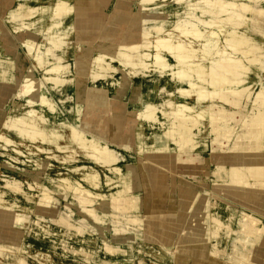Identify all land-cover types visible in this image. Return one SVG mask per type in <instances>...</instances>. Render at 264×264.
I'll list each match as a JSON object with an SVG mask.
<instances>
[{
    "label": "rangeland",
    "instance_id": "374dc122",
    "mask_svg": "<svg viewBox=\"0 0 264 264\" xmlns=\"http://www.w3.org/2000/svg\"><path fill=\"white\" fill-rule=\"evenodd\" d=\"M114 1L112 0L108 9V11L111 10L109 13L111 16H106L97 9L99 8L97 3L94 4L97 11L95 19H90L91 23H99L102 30H105L115 26L117 19L124 15L126 21L131 22L133 29L136 27V30L129 28L128 24H122L119 32L123 34L119 35L120 37L117 36L116 39L110 38L107 41L109 46H119L120 49L109 51V56L107 54L99 56L100 63L97 62L98 51H96L100 43L98 42L100 29L93 32L92 39L87 37V45L76 44V49L73 50V46L70 49L72 54L65 53L66 49L71 46L69 38L72 35L71 32L75 30V27H68V22L74 13L65 17V23H55L53 25L55 29L47 30L48 33L44 34L47 28L48 13L52 8L54 9L58 2H64L72 7L73 5L67 0H58L54 5L34 8L38 11V14L34 15V19L39 14L41 17L39 16L40 19L34 22L35 31L33 29L29 31L31 37L27 41L19 43L23 50H20L22 56H15L14 50L10 56H0V101L4 98L11 100L9 103L0 102V194H4L2 206H13L14 212H16L9 214L0 207V249L6 244L9 246L18 244L15 246L19 247V249H13L11 253H6L4 256L6 259L3 258L1 261L3 264H18L21 260H24L25 264L27 262L28 264H194L195 261V264H240L235 256L229 255L233 253L231 244L238 238L237 234L236 237L233 236L235 235L234 231L240 229V226L235 225L239 224L238 219L242 214L238 211L257 216L254 209L250 207L251 205L244 202L246 197H242L240 194L246 195L245 192L252 191L247 195L254 197L255 193L260 191L256 189L244 191L245 189L229 188L225 185L228 178H222L220 174L231 169L232 165L223 163V160H227V155L229 156V153L232 154V152L228 151V148L223 150L220 146L213 147L214 139L217 137H213L214 133L210 126L208 128L205 126V130L203 129L199 135L193 136L192 141L197 145L200 144L199 148L184 147L181 152L180 147L176 146L178 136L174 129V123L177 119L174 120L173 117L185 108L187 111L190 110L188 112H192L197 106L198 109H206L209 105L207 102L201 101L204 94L206 92L213 96L217 94L213 89L207 87L206 82L201 83L200 76L196 77L200 84L193 88L189 83L179 86L178 67L174 59H168L166 64L169 67L163 68L162 71L154 70L153 73H148L146 76H133L120 66L117 58L121 55L120 50L132 44L134 48H137V55L142 57V64L159 66L158 63L152 62L153 55L157 53L155 49L157 43L166 37H173L174 34H177L178 28L185 23L191 25L194 22L201 23V21L207 23L214 21V24L222 21L224 24H221L220 28H222L223 35L218 36V31H216L218 37L214 38L215 47L212 49L214 52L218 50V57L230 54V56L238 58L234 56L238 53H232V49L225 46V34L229 31V26L235 28L239 22L238 25L245 24L249 36L264 46V20L255 21L262 17L258 16L257 12L263 10L264 2H261L259 6H254V12L249 16L248 11L243 14L239 21L237 19L238 11L229 7V4H247L249 3L247 1L117 0L116 4L113 3ZM189 3L193 4L192 9L189 8ZM115 6L119 10L118 12H114ZM195 6L201 8L197 14L193 10ZM52 13L53 11L51 19ZM246 19L247 21H245ZM201 25L203 26V24ZM254 25L261 30L260 33L254 32ZM22 26L16 28L19 29ZM202 26L199 27L201 30H203ZM145 27H148L150 31L146 32ZM23 29L26 30V28ZM204 31L213 30L208 28ZM81 36L83 35L81 34ZM129 36H132V40L127 42L131 38ZM24 43L31 46L30 51L22 47ZM94 49L95 51H93ZM87 50H90V53L86 52ZM0 52H2V48H0ZM229 59L230 62L235 60L231 57ZM261 59L263 61L260 65L248 67L247 78L250 82L247 81L250 83L248 86L250 87L251 100L260 90L258 87L264 83V57ZM244 60L249 61L248 59ZM22 61L25 72L20 73L19 67ZM111 61L114 62L112 65L117 68L116 71L110 72L111 74L109 73V77L105 80L97 82L90 80L91 76L101 75L103 71L105 72L104 69L107 71L105 66ZM219 62L212 60L210 64L206 65V73L203 77L207 82L214 66ZM197 63L204 62L197 61ZM54 69H60L59 73L56 72L58 75L64 69L66 70V79L62 84L52 82L53 78L50 75L53 74ZM9 78L11 79L7 80ZM28 80L35 81L39 85L38 91H40L37 92L34 100L19 96L22 94L20 93L22 90H28ZM3 83L9 87H2ZM75 91L76 96L73 98ZM202 93L204 94L202 95ZM94 94L106 97L108 104L103 106H98L96 103L90 104V95ZM43 95L50 99V104L54 108L53 113L49 109L48 103L39 101ZM29 100L33 104H30L31 107L28 106ZM251 100L249 101L251 102ZM118 112L122 113L124 117L116 115ZM149 113L153 114L152 118L147 116ZM28 114L32 120L40 121L42 118L45 121L46 129L49 126H61L68 130H79L88 143H102L119 154L120 161L117 166L122 170L121 175H111V183L108 184L106 179H103L98 190H91L94 193L102 194L101 197L94 199L93 207L99 212V217L104 219L103 223L95 222L91 216L84 212L83 207L79 206L76 200V195L70 191H64L61 187L60 176L52 171L57 167V163L65 167L69 161L59 157L54 162L51 157L45 156L46 152H40L39 147L38 150L27 142L24 144L19 142L21 147H15L19 149H16L17 151L14 150V147L5 150L6 143L1 134L6 133L4 130H10V122L14 118ZM137 114L139 119H137ZM125 119L127 124L123 143L111 144L107 137L108 120H110L109 137L113 143L118 144L123 135ZM1 124L4 126L1 127ZM233 132L231 144L238 141L243 130L238 127ZM241 140L243 141L242 138ZM233 148L239 149V147ZM166 149H169L170 152L166 154L157 152ZM187 153H191V156ZM11 156L17 160L12 161L9 159ZM176 156L178 161L174 166L173 159ZM191 157L198 158L199 161L194 166L188 165V168H183L181 163ZM217 159L219 161H216L215 165L214 160ZM220 163L224 165L220 166ZM212 175L218 182L213 179ZM73 177L81 180L78 175ZM5 179L21 182L27 198L5 190L3 188ZM40 184L48 187L53 193L49 197H44L37 186ZM29 185L33 188H30ZM126 188L130 189V194ZM122 190L125 191L124 197L127 194H129L128 197L132 195L133 202L139 205L133 209V217L141 221L144 220V222L142 226L134 224L130 231L118 234L117 227L130 228L126 221L129 219V215L119 214L111 209V196L118 191L122 192ZM43 198L47 200L44 199L43 202ZM204 199H209L210 205ZM202 201L203 203L200 205ZM229 208H235L236 211L232 210L229 215L218 217L214 222L213 216L223 215V210ZM60 212L70 218L73 227L78 228H61L62 226L55 223V218L62 215ZM20 215L24 216L25 220L20 222ZM258 216L264 220L262 215ZM193 220L200 224L194 227L191 223ZM50 225L52 228H49ZM197 230L204 231L205 237L200 242L205 247L192 245L197 243V239H193L199 232ZM165 236L171 240L167 241ZM89 237L90 240H88ZM116 238L118 239L116 240ZM191 239L193 240L191 241ZM15 246L13 247L17 248ZM117 246L118 248H116ZM240 246L239 250L242 251L243 248ZM110 247L114 248L115 254L109 251ZM217 247L222 252L219 255H217ZM254 247L257 250H254ZM247 250H251L250 256H254L255 252L256 255L260 254L261 258L256 259L254 264H264V249L248 246ZM223 251H227V253L224 254Z\"/></svg>",
    "mask_w": 264,
    "mask_h": 264
},
{
    "label": "bare ground",
    "instance_id": "6f19581e",
    "mask_svg": "<svg viewBox=\"0 0 264 264\" xmlns=\"http://www.w3.org/2000/svg\"><path fill=\"white\" fill-rule=\"evenodd\" d=\"M234 1H240V2L247 1V2H249L247 4H244V3L229 4L230 5L229 7H233L234 9H236L238 11L237 12L238 13L237 19L239 21H240V17H242L243 14H245L248 11V16H249L250 13L254 12V6H259L261 4V2H264V0H234ZM92 2L93 1H91V0H77V4H75L72 7H69L68 5H62V4H60L58 7L55 5L54 9L52 8L51 12L53 11L52 14L55 15V17L58 16V19L56 18L57 19L56 21L53 20V18L51 19V12L48 13L49 18L47 17V19H46V21H47L46 27L47 28H46L44 34L48 33L47 30L50 31L51 29H55V28H53V27H55V26H53L55 23H62V22H60L61 19H63L64 17H67L68 14L74 13L75 18L77 20H76V23L74 25H72V27H75L74 28L75 32H77L80 35L81 34L83 35L81 37H85L86 34L88 37L89 36L88 34L91 31H93L94 29H100L101 30V32L99 33L100 36H98L100 38V40L98 41V42H100L98 44L99 47L96 48V51H98L97 62L100 63L101 58L99 59V56H105L106 54L109 56V51H112L113 49L114 50L120 49L119 46H111V45L109 46L107 44V41L110 40V38L113 39L119 35V29H120L121 25L122 24H128L129 28H132V30H134V31L136 30V27H134V29H133L131 22H127L126 17H124V15H122L117 19L115 26L107 28L105 30H102L99 23L93 24V23H91L92 21H90L91 18L95 19L96 11H97V10H95V6L97 4L95 3L96 5L94 6V4H92ZM188 6H189V8H191V7L193 8V4H191V3H189ZM200 9L201 8L195 6V9H193V10L197 14L200 12ZM202 13H205V12H202ZM35 14H38V11H36L34 8H27V12H25V7L20 6L17 10L13 11V13L11 14V17H10V21L12 23L18 22L20 25H23L22 27L26 28L27 31H31L32 29H33V31H35L34 22H33V18H34ZM257 15L262 16V17L255 19V21H259L260 19L264 20V8H263V10L258 11ZM196 18H197V16H196ZM26 21H28V22H26ZM245 21H247V19ZM85 22H87V32L84 30V26L86 25ZM238 23L236 24L235 28L229 26L230 29L225 34V40H226L225 46L230 47L232 49V53H238V55L234 54V56H237L238 58L230 56V54H223V55H220L218 57V55H217L218 50L217 51L215 50L216 52H214V50L212 49L215 47L214 38L217 35L218 36L220 34L223 35L222 28H220V27H221V24H224V23L222 21H219V22H216L214 24V21H210L208 23L205 21H201V23L194 22L191 25H187L185 23V25H182L180 28H178L177 34H174L173 37L169 36V37H166V39H164L163 41L159 40L160 42L157 43V45L155 46L157 53H156V55H153V57H152V60H153L152 62L158 63L159 66L158 65L149 66L148 64H145V65L142 64V62H141L142 57L140 58V56L137 55V48H134V46L132 44H131V46L125 47V48H123V50H120L121 55L118 56L117 61L120 62L119 64L121 67H123V69H126L127 71H129L130 75H133V76L145 75L146 76L148 73H153L154 70L162 71L163 68H168L169 65L166 64L167 63L166 61L170 58L174 59L177 62L176 66L178 67L179 86H185V85H187V83H189V84H191V88H193V87H195V85L200 84L198 79H196L197 76H200L201 83L206 82L207 87H210L211 89H213L214 93L217 94V95H215L217 99L215 98V96H213V94H208L207 92L205 94L202 93V95L204 94V96H203L204 98L201 101L202 102L205 101L209 105L206 109L205 108L204 109H202V108L198 109L199 107L197 106V107H195L194 110H192V112H188L190 110L187 111V110H185L186 109L185 108L184 110H180V112H178L179 114L176 115L175 117H173L174 120L177 119L176 123H174L175 124L174 129H175V132L177 133V136H178L176 138V146L180 147L181 152H182L184 147H194V149L196 147L199 148L200 144L197 145L194 141H192L193 136L199 135V133H201L203 131V129L205 130L206 127L208 128L210 126V129H212L213 133H214L213 137L214 138L217 137L214 139L215 140L214 143L216 144V147L220 146L221 149H223V150L225 148H228V151H230V147H239V149L231 148L232 149V154H231L232 158L227 159V160L224 159L225 161L223 160V163L225 162V164L227 163L228 165L229 164L232 165L231 169L228 172L226 171V173L220 174V176L222 178H225V177L228 178V181L225 185L229 188H237V189L240 188V189H250V190L256 189L258 191L259 190L264 191V86H263L264 84H262V87H260V86L258 87V88H260V90L258 91L257 95L253 97V100H251V95L249 94L250 87L248 86V84H250L249 83L250 81H249V78H247V76L249 75V68L248 67L252 66V65L258 66L259 63H262L263 60L261 58L264 57V46L260 45L251 36H249V34H247L246 29H245V24H243L241 26V25H238ZM201 24H203V26ZM255 25L253 27L254 32L260 33L261 30L258 27H255ZM201 26H202L203 30H201L199 28ZM208 28L210 30L212 29L213 31H209V32L204 31L205 29H208ZM145 29H146L145 30L146 32L150 31V29L148 27H145ZM223 30H225V29H223ZM216 31L219 32V33L217 32V35H216ZM249 31H251L250 28H249ZM161 34H163V33L161 32ZM158 36H159V34H158ZM129 37H131V38L128 39L127 42L132 40V36H129ZM78 44H81V43H78ZM22 47L24 49H26L27 51H30L31 46L28 43L27 44L24 43V44H22ZM93 51H95V49ZM48 52H50V51H48ZM86 52L90 53V50L89 51L87 50ZM230 57L233 60L235 59L234 62H230V59H229ZM239 57H241V58H239ZM102 58H104V57H102ZM244 59H248L249 61H245ZM212 60H215L216 62L218 60L220 62H219V64L214 66V68L212 70V74L209 75V79L207 82L205 80V77H203V76L206 73V65L210 64L212 62ZM197 61H201V62L203 61L204 63H206V62L207 63L206 64H204V63L200 64V63H197ZM113 63L114 62L111 61L109 64H107L105 66V68H107V71H106V69H104L105 72L103 71L101 73V75L96 74V75L91 76L90 80L93 82H97L99 80H105V78H108L110 72H114L117 70V68H115L112 65ZM130 65H133V66L129 67ZM55 70L56 69H54V72L53 71L52 72H53V74H56V75L55 76L53 74L50 75L51 78H53L52 82L54 84H59V83L62 84V82L65 81V79H66L67 72L64 69V71L58 75L57 73L60 72V69H58L56 71ZM31 80L27 81L28 90H22L20 92L22 94L19 95L20 97H22L24 99H28V98L33 99L34 97L37 96V92L40 91V90L38 91L39 85H37V82L31 81ZM150 87H151V85H150ZM43 88H45V87H43ZM90 97H91L89 99L90 104L96 103L98 106H103V105L108 104L106 97H104L101 94H94L92 96L90 95ZM249 100H251V102ZM39 101H43V103L44 102L48 103L49 109L51 110L52 113L54 112V108L50 104V99L47 96L43 95L42 97H40ZM185 102H187V101H185ZM30 104L33 105L32 102L29 100V102H28L29 107H31ZM224 106L234 107V115L233 114L232 115L222 114V116H218L216 114L218 108H221ZM180 107H181V105H180ZM259 111H261L259 113L260 116H258ZM137 116H138V114H137ZM147 116H149V118H152L153 114L149 113ZM26 117H27V115L16 117L11 122L9 121L10 125L14 126L17 124H21V122H23ZM139 118L140 117L138 116L137 119H139ZM206 123H208V124H206ZM30 125H32V124H30ZM3 126L4 125H2L1 127H3ZM238 127H240L243 130V132H241V136L238 138V141L234 144H231V141H232L231 139H232V136L234 134L233 130H237ZM61 128L68 134V136H71V141L73 143L72 147H74L75 151L80 156H82V157L87 156V159L90 158V159L95 161L96 166L93 167L92 169L96 170L98 172H101V174H99V175H101V177H103V175L104 176L108 175V177L111 175H119V176L121 175L122 170H121V168H119L117 166V164L120 161V157H119V154L114 149H112L111 147L106 146L102 143H99V142L98 143H94V142L88 143L86 141L85 137H83L80 134L79 130L74 131L72 129L71 130L65 129L64 127H61ZM4 132H6V133H2L1 135H3V136H1V137H3V140L6 143V145L4 146V147H6L5 150L10 149L12 147H14V148L15 147H21L19 142L22 144L27 142V143L32 144L38 150L40 148V152H41L40 142L25 138L19 134L15 135L10 130H7V131L4 130ZM241 138L243 139V141L241 140ZM202 147H204V146H202ZM16 149H18V148H15L14 150L17 151ZM35 151H37V150H35ZM19 152H21V151H19ZM9 159H12V161L17 160L16 158H14L12 156L9 157ZM198 161L199 160H196L195 158L191 157L190 159H185L184 162L181 164H183L182 165L183 168H188V165H190V167L194 166L196 164V162H198ZM223 163L222 164L220 163V166L224 165ZM234 164L236 166H233ZM89 165H90V163L87 166H89ZM46 168H47V166H46ZM190 174H192V173H190ZM215 174H213V175H215ZM99 175H98V179L95 180V181H97L95 183L87 182V184H85L82 182L83 184L81 185L78 183L77 184L76 183L75 184L70 183V182H67V181L62 180V179L60 180V182L62 183L61 187H63L62 189L64 191H70L76 195V200H77L79 206L83 207L84 212L88 216H91V218L93 220H95V222H97V223H103L104 219L102 220L99 217V215H98L99 212H97L93 207L94 199L101 197L102 194L94 193L93 191H91L92 189L98 190L100 188L101 185L98 183V181L102 178H99ZM113 178H114V176H113ZM7 181H9V180L8 179L4 180V182H7ZM37 186L40 189L42 195H44V197H49L53 193V192H51V190L48 189V187H44L41 184L37 185ZM127 187H129V186H127ZM126 190L129 192L130 189L126 188ZM256 190H254V191H256ZM124 193H125V191L122 190V192L118 191V192H116V194H113L111 196V209H113L116 213L129 215V219H127V220L125 219V220L129 223L130 228L124 229V227H117L116 232L118 234L126 233L128 230L130 231L131 227L134 226V224L137 226H140V225L142 226V224L144 222V220L141 221V220L133 217V215H132L133 209L136 208L135 206L138 207L139 205L137 203L133 202L132 195H130V197H128L130 192L125 197H124V195H125ZM123 197H124V199H122ZM44 199L45 198L42 199L43 202H44ZM249 199H251V198H249ZM45 200H47V199H45ZM200 208H201V206H200ZM2 209L7 211L9 214L14 212L13 208L8 207V208H2ZM14 213H16V212H14ZM60 213L62 214V212H60ZM92 214L94 215V217L92 216ZM62 215H60L59 217L56 216L57 218H55V220H56L55 223H58L60 226H62L61 228H63V227H65L66 229L78 228V227H76V228L73 227V225L70 223V218L68 216H65V215L62 216ZM218 217L219 216H213L214 222L217 220ZM206 218H208V217H206ZM22 220H25L24 216H21L19 221L21 222ZM238 220H239V225H241V227L238 231L237 230L234 231L235 235H233V236L236 237V234H237L238 238H236L234 244H231L233 247V253L234 254L230 253L229 255L235 256L238 259V263H240V264H254L253 261H254L255 257L258 256V254L256 255V252H255L254 256H250L251 250L250 251L247 250L248 246H250V244L247 245V243L248 242H256V240L260 239L261 235L264 232V231H262L264 226L260 223L259 220L258 221L253 220L249 216V214H245V213H242L239 216ZM42 221H43V219H42ZM119 223H121V222L119 221ZM191 223L194 227L198 226L200 224L199 222H197L195 220H193ZM35 224H37L36 221H35ZM41 225H42V223H41ZM50 226L51 227H49V228H52V225H50ZM248 226H250V228ZM247 228H249L250 230ZM87 229H89V228H87ZM197 231H199V230H197ZM201 233H203V234H201ZM214 233L216 234V232H214ZM225 235H226V232H225ZM48 236H50V235H48ZM116 237H118V236H116ZM165 237H167V236H165ZM204 237H205L204 231L203 232L199 231L198 233L195 234V236L193 238V239H197V243L192 244V245H194L196 247H198V246L205 247L204 244H201V242H200L201 239H203ZM37 238H38V236H37ZM42 239H45V238H42ZM117 239L118 238H116V240ZM165 239L167 241L171 240V238H168V237ZM193 239H191V241ZM88 240H90V237ZM198 243H200L202 246ZM30 246H32V245H30ZM239 246L242 247L243 250H245V251L239 250ZM116 248H118V246ZM1 249H0V264H3L2 261H3V258H5L4 256H6V253L13 252V249H11V246L10 247L7 246V244H6V246L4 245ZM17 249H19V248H17ZM108 249L112 254L115 252L113 247H110ZM230 249H232V248L230 247ZM254 250H257V249H254ZM18 251L20 252V250H18ZM223 252H224V254L227 253V251L226 252L223 251ZM221 253L222 252L217 247V255H219ZM80 259H81V257H80ZM195 263H196V261L194 262V264ZM18 264H25V262H24V260H21ZM27 264H28V262H27ZM44 264H46V263H44Z\"/></svg>",
    "mask_w": 264,
    "mask_h": 264
},
{
    "label": "crops",
    "instance_id": "0c3cea01",
    "mask_svg": "<svg viewBox=\"0 0 264 264\" xmlns=\"http://www.w3.org/2000/svg\"><path fill=\"white\" fill-rule=\"evenodd\" d=\"M22 1L23 0H0V48H2V52H0V56H3V55L10 56L12 50L15 51L14 52L15 56H17V55L18 56H22L21 52L23 50L20 48L19 43L21 41H27L29 39V37H31V35H29V31L23 29V27L22 28L20 27L19 29L16 28V27L20 26V24L18 22L17 23H15V22L12 23L10 21V17H11V14L13 13V11L17 10L20 6H24L25 7V12H27V8L28 7H32V8L47 7V6L54 5L58 0H24L23 2ZM67 1L70 2L73 6L75 4H77V0H67ZM91 1H93L92 4L97 3V5L99 6V8H97V9L101 10L106 16H108L109 13H111V10L108 11V9H109V7H110V5L112 3V0H110V1L109 0H91ZM116 2H117V0H115L113 3L116 4ZM60 4L67 5L64 2H58L56 4V6L58 7ZM118 11L119 10L115 6L114 7V12H118ZM40 15L41 14L37 15L35 17V19L33 18V22H37L40 19V17H41ZM70 15L71 14H68V16H70ZM109 16H111V15H109ZM52 18H53V20L56 21L58 19V16L55 17V15H53ZM70 20H71V22H70ZM70 20L68 22V27H71L72 25H74L76 23L77 19L75 18V14H73L71 16ZM26 22H28V21H26ZM60 22L65 23V17L63 19H61ZM85 24L86 25L84 26V30L87 32V22H85ZM98 30L99 29H94L93 31H91L88 34L90 39H92L91 36H92L93 32H97ZM71 33H72V35L69 37L70 38V42H71L70 43L71 46H69V48L66 49V52H65V53H70V54H72V51H70L72 46L74 47L73 48V50H74V49H76L75 45L78 44V43H82L84 45H87V34L85 35V37H81V35L78 34L75 31H72ZM121 34H123V33L119 32V35H121ZM116 38H118V37H116ZM116 38H114V39H116ZM4 49H5V51H4ZM20 50H22V51H20ZM3 62H5V61L3 60ZM259 65H260V63H259ZM9 69H11V66H9ZM19 71H20V73L25 72V69L23 68V61L20 63ZM10 79L11 78H9L7 80H10ZM3 84L4 85L2 87H6V86L9 87V85H7L6 83H3ZM69 87H71V86H69ZM86 93H87V90H86ZM75 96H76V91H75V93L73 95V98ZM86 100H87V94H86ZM10 101L11 100H5V98H4L0 102L1 103H6V102L9 103ZM260 112L261 111L258 112V116H260V114H259ZM74 114H75V110H74ZM216 114L218 116H222V114H230V115L233 114L234 115V107H232V106H224V107L218 108ZM29 115L30 114L27 115V117L24 119L23 122H21V124H17V125H14V126L10 125V127H9L10 131L13 134H15V135L19 134V135H22L25 138L40 142L41 152L42 151L46 152L47 154H45V156L46 157H51L52 161L55 162L59 157H61L60 159H63L65 161H69V164L67 166H65V167H62L61 165H59L57 163V167H55V169H53V170L51 169L58 176H60V180L62 179V180H65L67 182H70V183H74V184L78 183V184H81V185L83 183L87 184V182H92V183L97 182L95 180L98 179V175L101 174V172H98V171L92 169L93 167L96 166L95 161L90 159V158L87 159V156L86 157H82L75 151L74 147H72L73 143L71 141V136H68V134L60 126H49L46 129L45 122H44V120L42 118H41L40 121L39 120H32V119H30ZM116 115H120V116L124 117V115H122V113H119V112L116 113ZM109 121L110 120H108V123H107V137H108V140L111 141V144H113V145L122 144L123 143L122 142L123 141V137H124V135L126 133V124H127L126 123V119H125V123H124V131H123V135H122V138H121V142H119L118 144L113 143V141L109 137V131H108V127L110 125ZM30 124H32V125H30ZM1 125H3V124H1ZM213 147H216V144L213 145ZM231 148H233V147H230V152H232ZM168 150L169 149L158 150L157 152H159V153L163 152V153L166 154L167 152H170V150L169 151ZM187 154H189V156H191L190 155L191 153H187ZM231 158H232V155H231V153H229V156L227 155V159H231ZM173 161H174V166H175L176 161H178L177 156L173 159ZM216 161L218 162L219 159L214 160L215 165H216ZM89 163H90V165L87 166ZM74 175L80 176L81 181L75 179L73 177ZM212 177H213V179H215L213 175H212ZM99 178H102V179H100L98 181V183L100 185H101V181L103 179H106V183H108V184L111 183V180H112L110 178V176L108 177V175H105V176L103 175V177H101V175H99ZM215 180L218 182L217 179H215ZM29 187L33 188L31 185H29ZM3 188L5 190H8V192H10V193H16V194H19L20 196H23V197L27 198V194H26V192L23 189L22 183L18 182L17 180H13L12 179V180H9L7 182H4ZM244 191H246V189ZM259 191H260L259 194L256 192L254 197L247 195V193H249L250 191L249 192H245L246 195L244 193H242L240 195L242 197H246L244 202L247 203L248 205H251L250 207L252 209H254L255 215H257V216L254 217V216L249 214V216L253 220H256V221L259 220L260 223L264 226V220L261 218V216L260 217L258 216V215H262V217H264V214H263V210H264V192H261L262 190H259ZM3 195L4 194H0V206L2 208H8V207H3L2 206L4 204ZM249 198H251V199H249ZM205 201L207 202V204H209V199H206ZM202 203H203V201L200 203V205ZM9 208H13V206H11ZM232 210H235V208L234 209L233 208L225 209V210H223L224 212H222L223 215L222 214H217V215L221 218L222 216H224L226 214L229 215V212H231ZM256 211H257V213H256ZM238 212L247 214L244 211H238ZM235 225L241 227V225H239V224H235ZM248 227L250 228V226H248ZM249 228H247V229H249ZM262 231H264V228H263ZM16 241L18 243V240H16ZM249 244H250V246H257L259 249H264V232L261 235L260 239L256 240V242H248L247 245H249ZM15 245H18V244H14L13 246H15ZM13 246H11V249L19 248L18 246H15L17 248H14ZM253 249H256V247H254ZM259 255L255 257L253 263L256 262V259H260L261 258V256H259Z\"/></svg>",
    "mask_w": 264,
    "mask_h": 264
}]
</instances>
